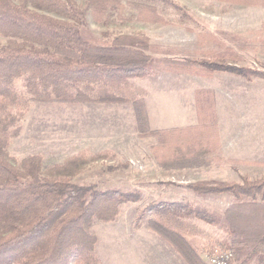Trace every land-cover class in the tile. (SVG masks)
Instances as JSON below:
<instances>
[{
  "label": "trees",
  "instance_id": "16d2710c",
  "mask_svg": "<svg viewBox=\"0 0 264 264\" xmlns=\"http://www.w3.org/2000/svg\"><path fill=\"white\" fill-rule=\"evenodd\" d=\"M217 1L254 6L261 0ZM168 12L176 14L182 25L192 19L173 0H85L83 4L0 0V39L6 40L0 41V264H101L93 221L113 222L124 204L139 198L136 192L102 191L73 182L90 162L106 158L103 154L89 158L81 153L47 169L39 155L12 158L8 148L19 136L31 102H128L134 107L139 135L155 137L153 151L164 169L199 168L221 161L220 135L207 92L198 95V124L153 131L144 99L132 92L129 80L153 75L157 68L192 70L205 77L224 71L251 81L264 79V68L231 65L217 56L199 60L198 67L168 61L154 65L149 53L153 45L144 34L119 35L105 42L84 35L89 14L98 23L115 13L120 22L167 25ZM189 188L233 195L225 213L231 241L220 247L231 250L235 258L243 256L241 264L255 258L264 264V177L243 178L241 183H194ZM147 213L149 227L189 264H206L187 237L192 229L189 219L216 224L211 213L165 201L140 210L137 222Z\"/></svg>",
  "mask_w": 264,
  "mask_h": 264
},
{
  "label": "rangeland",
  "instance_id": "374dc122",
  "mask_svg": "<svg viewBox=\"0 0 264 264\" xmlns=\"http://www.w3.org/2000/svg\"><path fill=\"white\" fill-rule=\"evenodd\" d=\"M84 1L78 0L81 4ZM173 1L186 8L192 18L184 25L171 12L167 13L170 21L167 25L120 22L115 13H110L105 23H98L89 14L83 27L84 35L105 42L112 41L119 35L144 34L153 45L149 53L154 59V65H158L159 61H168L198 67L199 60L217 56L231 65L264 68V0L254 6L227 4L217 0ZM0 41L4 43L6 40L1 38ZM154 70L153 75L129 80L132 92L144 99L146 111V98L149 94L171 93L164 96L167 100L166 97L172 96L175 90H186L181 94L191 93L194 96L198 118V95L203 91L207 92L205 98L207 97L208 105L214 110L216 122L217 109L221 104L224 111H229V117L239 115L244 126L250 123L249 127L255 129L261 143L260 149L264 152V79L254 78L248 81L224 71H216L205 77L191 72L192 70ZM148 121L153 131L180 128L153 129L149 115ZM21 126L19 136L11 141L8 148L12 158L20 161L28 156L39 155L47 169L81 153H86L89 158L103 154L106 158L90 162L76 175L73 182L102 191L120 189L139 194L137 201L128 202L121 207L120 215L115 221H93V234L96 238L98 236L104 239L101 249L96 248L101 264H106L104 259L112 263V243L111 237L105 235L107 231L120 228L135 230L146 225L149 227L151 214L147 213L137 222L140 210L158 202H178L175 199H181L180 203L214 212L212 215L217 217L214 226L195 218L189 219L194 238L191 242L196 247H203L205 251L212 252L222 248L217 245L220 241L214 242L213 239H219L218 235L223 231L229 235L225 230V213L233 203V195L199 192L189 188L194 183L223 182L198 180L205 179L209 173L164 169L153 151V147L157 145L155 137L139 135L131 103L31 102L21 120ZM220 157L221 161H214L203 167L224 162L221 147ZM256 166L260 167L248 168V171L238 175L227 172L232 178L236 177V180L224 182L241 183L243 178L252 181L261 179L264 177V165L262 163ZM221 201L225 205L230 203L227 209H221Z\"/></svg>",
  "mask_w": 264,
  "mask_h": 264
},
{
  "label": "crops",
  "instance_id": "0c3cea01",
  "mask_svg": "<svg viewBox=\"0 0 264 264\" xmlns=\"http://www.w3.org/2000/svg\"><path fill=\"white\" fill-rule=\"evenodd\" d=\"M183 91L186 90L181 92L175 90L172 96L166 97L167 100L164 96L171 93L148 95L146 106L153 129L182 128L197 124L198 118L196 107L194 106V96L191 93L183 95L181 94ZM217 115L221 154L224 162L219 165L213 164L210 167L184 169V171L209 173L205 179L199 178L198 180L233 181L236 180V177L232 178L227 172H235L238 175L240 172L248 171V168H259L260 166H256V164L264 163V152L263 149H260L261 143L257 139L258 136L255 133V129L249 127L250 123L244 126L239 115L229 117V111H224L221 108V104L219 109H217ZM225 195L230 196L229 194H222V196ZM180 200L175 199L178 202H181ZM229 204L227 202L225 205L221 201L220 207L221 209L223 207L227 209ZM205 210L211 214L214 213L211 209ZM215 218L217 219V217ZM211 225L214 226V224ZM224 232L218 235L219 239H213L214 242L220 241L217 244L219 246L222 243H230L231 241V237ZM105 235L111 237L112 243V263L108 259H104L106 264H189L168 240L147 225L135 230L131 228L112 229L107 231ZM187 238L190 241L194 239L192 229ZM103 242L104 239L97 236L96 248L98 250L101 249V243ZM197 248L201 259L206 263L207 253L211 251H205L199 245ZM235 260L236 264H241L243 256H239ZM106 261H109V263ZM249 264L262 263L255 258Z\"/></svg>",
  "mask_w": 264,
  "mask_h": 264
},
{
  "label": "built area",
  "instance_id": "2783aa9c",
  "mask_svg": "<svg viewBox=\"0 0 264 264\" xmlns=\"http://www.w3.org/2000/svg\"><path fill=\"white\" fill-rule=\"evenodd\" d=\"M207 264H236L234 254L229 249L217 248L206 256Z\"/></svg>",
  "mask_w": 264,
  "mask_h": 264
}]
</instances>
